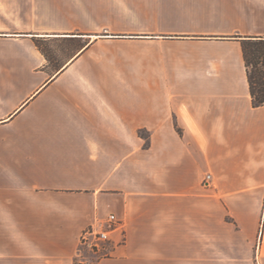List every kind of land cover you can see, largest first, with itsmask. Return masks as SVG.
Returning a JSON list of instances; mask_svg holds the SVG:
<instances>
[{"label": "crops", "instance_id": "crops-1", "mask_svg": "<svg viewBox=\"0 0 264 264\" xmlns=\"http://www.w3.org/2000/svg\"><path fill=\"white\" fill-rule=\"evenodd\" d=\"M173 2L0 0V264H264V0Z\"/></svg>", "mask_w": 264, "mask_h": 264}, {"label": "trees", "instance_id": "trees-1", "mask_svg": "<svg viewBox=\"0 0 264 264\" xmlns=\"http://www.w3.org/2000/svg\"><path fill=\"white\" fill-rule=\"evenodd\" d=\"M244 61L247 68L250 93L254 107L264 105V71L258 66L264 60V39H248L242 45ZM256 68L253 74L250 67Z\"/></svg>", "mask_w": 264, "mask_h": 264}, {"label": "built area", "instance_id": "built-area-1", "mask_svg": "<svg viewBox=\"0 0 264 264\" xmlns=\"http://www.w3.org/2000/svg\"><path fill=\"white\" fill-rule=\"evenodd\" d=\"M210 179L211 175H208L207 180ZM121 229L122 224L114 214H110L106 220L101 221L97 225L90 226L83 232L80 239V257L85 259L88 253L97 254L102 252L106 242L110 240V233ZM78 264L86 263L80 262Z\"/></svg>", "mask_w": 264, "mask_h": 264}, {"label": "rangeland", "instance_id": "rangeland-1", "mask_svg": "<svg viewBox=\"0 0 264 264\" xmlns=\"http://www.w3.org/2000/svg\"><path fill=\"white\" fill-rule=\"evenodd\" d=\"M109 1H121L123 2L124 6L126 9H132V11H137L140 12L141 14H145V12L148 10V7H175V4L172 5V3H174L173 1H177V2H181L180 4H185V6H187L186 4L189 3V1H211L216 3L220 0H109ZM167 1V3H160V2H165ZM224 1V0H222ZM171 2V3H169ZM166 4V5H165ZM179 4V5H180ZM181 6V5H180ZM209 6V5H208ZM207 5L204 7L205 10H207V8L212 9V6L208 7ZM179 7V6H178ZM220 8H228V4L225 3L224 6H221ZM166 10H168L166 8ZM142 23H147V20H142ZM39 46L42 48V50L48 55V57L50 59H52L53 61H55L56 59H58V47H63L64 45L62 44H56V43H50V42H45V41H40L38 42ZM243 45V44H242ZM144 49V48H142ZM60 50V49H59ZM259 70H263L264 71V60L262 61V63H260V65L258 66ZM256 68H253L252 66L250 67V71H252V73L254 74L256 72Z\"/></svg>", "mask_w": 264, "mask_h": 264}]
</instances>
